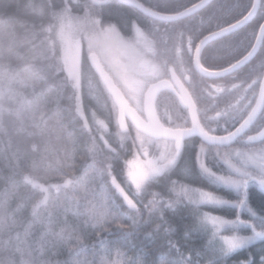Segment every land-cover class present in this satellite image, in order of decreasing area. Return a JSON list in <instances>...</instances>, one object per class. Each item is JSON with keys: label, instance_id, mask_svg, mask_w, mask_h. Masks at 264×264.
Masks as SVG:
<instances>
[{"label": "trees", "instance_id": "trees-1", "mask_svg": "<svg viewBox=\"0 0 264 264\" xmlns=\"http://www.w3.org/2000/svg\"><path fill=\"white\" fill-rule=\"evenodd\" d=\"M228 2L205 16H229ZM143 24L116 0H0V264H264L262 177L231 170L228 150L221 160L205 143L164 149L166 168L135 185L130 162L153 156L160 140L119 128L88 56L108 72L103 52L128 74L161 65V53L138 50L140 35L154 45ZM241 33L222 60L239 56ZM68 38L81 44L77 76ZM142 91L126 94L135 108ZM156 108L164 123L185 121L170 93Z\"/></svg>", "mask_w": 264, "mask_h": 264}, {"label": "flooded vegetation", "instance_id": "flooded-vegetation-1", "mask_svg": "<svg viewBox=\"0 0 264 264\" xmlns=\"http://www.w3.org/2000/svg\"><path fill=\"white\" fill-rule=\"evenodd\" d=\"M136 1L149 10L171 16L198 4L202 0H159L156 3L152 0ZM213 1H215V5L226 4L229 1L230 15L224 17L215 16V18L206 17V9L211 6ZM254 1L255 0H211L206 6L176 20L157 19L146 15L133 6L117 1L120 4L133 7L137 10L145 21L143 26L148 27L150 32L154 35V42L152 41L154 45L149 44L147 39L143 36H139V40H142V47L138 49L140 53L153 50L154 53H161L165 58L161 61V65H149L151 68L153 67L152 69H144L145 67L140 66L141 68L136 69L131 74L124 73V69H122V71L117 69L115 64H112L115 67V69H113L107 62V69L109 70V72H107L115 83H120L127 87L123 88L124 91H122L120 87L125 97L127 94L138 100L137 97L140 96V92L143 90L141 94V106L136 108V111L142 116H144V92L147 87L151 83L160 80H167L173 87V91L163 90L158 94L157 99L160 95L166 93L172 94L176 98L177 104L180 108L179 114H181V118L185 119V121H181V123H176L174 120L170 119L167 123L161 121L165 126L172 129H183L191 126L189 109L183 107L179 101V86H181L188 92L194 103L198 121L205 132L212 137L225 136L235 130V128L245 120L256 104L264 76V36L257 52L249 61L229 73L218 75L217 73L224 71L240 61L252 49L258 30L264 22V0H258L256 14L250 22L226 35L207 41L200 49L198 56L196 55L197 49L200 42L206 36L221 31L244 18L252 8ZM169 3L177 9L168 11L161 8V6L164 7ZM157 4L161 5L157 6ZM193 20L201 25L200 28H193L191 25ZM255 20L258 24L256 23V32L253 34L248 28L250 27L249 24H253ZM212 21H214V26L212 28L207 27L206 23ZM240 29L241 31L239 32ZM241 32L244 37L238 39V45L236 48L239 56H233L232 51L228 57L222 60L221 57L227 55L222 53V51H226L232 47V45H229L226 40L236 37ZM231 35L234 36L230 37ZM199 66L211 73H202L199 71ZM213 73L216 74L213 75ZM127 75H133L135 77L134 83L131 82V78H127ZM144 78H146V83L148 82L147 84L143 80ZM143 86L145 87L144 89H142ZM260 120L263 121L261 122ZM128 124L132 125L130 122H128ZM263 127L264 102L253 122L232 142L228 144L208 143L199 136L194 135L183 140L181 150H183L186 143L190 141L197 144V146L204 143L215 146L219 150V153L228 150L227 154L229 157H231L234 149H236V152L244 151V149H246L248 152L257 151L264 153V138L256 142H247L246 140L247 137L258 133ZM157 140L168 141L175 149L174 140ZM242 147L243 149H237ZM216 156L218 157V154H216ZM256 163L259 165L258 168L261 169V171H259L260 177L256 176L255 178L262 177L259 180L264 182V161H256ZM249 174H251L250 179H253V173L249 171Z\"/></svg>", "mask_w": 264, "mask_h": 264}, {"label": "water", "instance_id": "water-1", "mask_svg": "<svg viewBox=\"0 0 264 264\" xmlns=\"http://www.w3.org/2000/svg\"><path fill=\"white\" fill-rule=\"evenodd\" d=\"M120 3L130 5L135 7L136 9L140 10L141 12L145 13L148 16H152L157 19L161 20H176L182 17H185L200 8L206 6L208 2L211 0H202L198 4L178 13L175 15H163L159 14L157 12H154L152 10H149L145 8L143 5H141L136 0H117ZM258 8V0L254 1V4L250 11L247 13V15L242 18L240 21L236 22L235 24L221 30L215 33H212L208 36H206L198 45L197 49V56L200 51V49L203 47V45L212 39H216L220 36L226 35L232 31H235L239 28H241L243 25L247 24L252 20V18L255 16L256 11ZM264 36V22L261 24L258 34L255 40V43L252 47V49L249 51V53L242 58L240 61L233 64L231 67L225 69L224 71L217 73L218 74H224L229 73L243 64H245L247 61H249L257 52L259 45L261 43V40ZM89 63L94 70V72L99 76L101 79V82L103 83L105 89L111 96L116 108H117V123L119 125V128L122 131H126L127 128V122H130L133 127L138 130L139 132L150 136L155 139H166V140H174L175 141V149L177 151H180L182 148V143L185 138H188L190 136H199L201 139L208 143H216V144H228L232 142L235 138H237L239 135H241L253 122L256 115L258 114L259 110L262 107V104L264 102V76L262 79V83L260 86L259 96L257 98L256 104L254 105L251 113L245 118V120L237 127L235 130H233L231 133L222 136V137H212L210 136L203 127L200 125L194 103L192 102L188 92L179 86L180 93L178 94L180 104L189 109V116L191 120V126L189 128H183V129H172L170 127L165 126L161 120L158 117L157 111H156V99L158 94L163 90H171L173 91V87L167 80H160L154 83H151L147 89L144 92V98H143V115H140L134 107H132L125 97V95L122 93L120 88L116 85L112 77L109 75V73L105 70L104 65L102 64L101 60L99 59L98 55L95 52H91L88 56ZM199 71H201L204 74H208L211 72H208L204 69H202L199 66ZM216 73H213L215 75ZM264 138V127L256 134L251 135L247 137V142H256L260 139ZM260 186L262 190H264V182H260Z\"/></svg>", "mask_w": 264, "mask_h": 264}, {"label": "rangeland", "instance_id": "rangeland-1", "mask_svg": "<svg viewBox=\"0 0 264 264\" xmlns=\"http://www.w3.org/2000/svg\"><path fill=\"white\" fill-rule=\"evenodd\" d=\"M107 32L104 33L107 38ZM116 37V35L114 36ZM119 45V44H117ZM81 44L78 39H66L65 46H64V55L66 62L68 64V69L71 72L72 75L77 76L78 75V65H79V57L81 53ZM96 53V52H95ZM103 57L105 60L103 62L107 66L108 64L111 66V68L115 69V67L112 65L113 62L110 58V55L107 57L106 52H103ZM109 58V59H108ZM1 94V92H0ZM157 149L159 150L158 152L156 151L153 156H146L144 158H138L137 160L134 159L133 161L130 162V171H131V176L134 179L135 185H140L142 181L150 174L158 173L163 171L167 164L169 163L165 159V150L167 148H171L172 145L170 142L165 141V140H160L157 142ZM237 149H243L242 148H237ZM234 149L232 151L231 157L229 155L225 154V157L227 156L232 160V162H229L227 160V164L229 165V168L231 170H245L247 173L245 174V178L247 179V176L251 178V174H249V171L252 172V176L256 177L259 176V171L261 169L258 168V164L256 161H264V153L263 152H257V151H251L247 152L246 150L244 151H235ZM147 155V153L145 152ZM224 153H218V159L223 160L224 158L222 157ZM254 168V169H253ZM142 180V181H141ZM138 181H141L140 183H137Z\"/></svg>", "mask_w": 264, "mask_h": 264}]
</instances>
